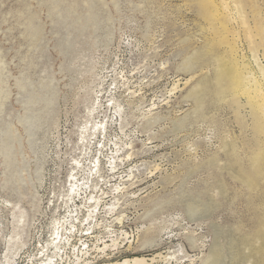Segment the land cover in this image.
Listing matches in <instances>:
<instances>
[{"label": "rangeland", "instance_id": "374dc122", "mask_svg": "<svg viewBox=\"0 0 264 264\" xmlns=\"http://www.w3.org/2000/svg\"><path fill=\"white\" fill-rule=\"evenodd\" d=\"M219 1L0 0V264L83 220L74 175L102 207L57 264H264V118L227 56L264 66V0Z\"/></svg>", "mask_w": 264, "mask_h": 264}, {"label": "bare ground", "instance_id": "6f19581e", "mask_svg": "<svg viewBox=\"0 0 264 264\" xmlns=\"http://www.w3.org/2000/svg\"><path fill=\"white\" fill-rule=\"evenodd\" d=\"M220 1H222V0H220ZM220 3H222V2H220ZM220 7H221V5H220ZM223 8H225V7H223ZM223 16H224V13H223ZM216 17H217V12H216ZM227 56H228V59H230V63H231V71L232 72L230 74L229 80L231 81L230 84L232 86V91H234L233 96L234 97H240V98L244 99L243 101H245V105H247L252 111H256L259 114L258 118H259V116L261 118L262 117L264 118V66L259 64L260 62L258 63L256 61V59L253 60V61H255L254 65H256L255 67L257 69L256 74H254L251 71V69L248 68V65L246 66V64H243L244 62L241 63L240 61H238V58H237L238 56L236 55L235 51H232L231 49H229ZM102 126H103V124L100 123V128ZM93 128H94L93 129L94 132L92 135H94L95 131L100 129L98 126H93ZM88 131L89 130L85 129L83 131V133L84 134L88 133V135L91 136V132H88ZM113 159H115V158H113ZM97 162H98V160L96 161V163ZM76 164H78V163H76ZM90 170L92 172L91 168H90ZM97 173H98V169L95 171V176L97 175ZM74 176H72V177L70 176L71 180L69 181V189H68V196H67L69 198V199L67 198L68 203L72 202L74 204L75 203L74 199L76 196H78V197H80L82 195L86 196L84 199V201H85L84 204H86L85 206H87L86 207L87 210L85 209L86 215L84 218H82L83 220H81L79 222V220L77 218L78 214L75 217V218H77L78 221L72 220L74 214H73V211H69L68 212L69 214L67 215L68 217L66 218V221L64 220V223H62V224L61 223H57V224L55 223L56 226L54 227L52 235H51L52 239L49 241V244L47 243L48 247H50L51 251L48 253L49 250L47 249V251L45 252L46 254L43 255V257H46V258L45 259L43 258L44 260H42L40 262V264H57L56 262L58 261V258L60 260H62V255L60 256V253L62 250L66 249V247L68 246L69 241H70L68 239L70 237H72V235L74 234V233L71 234V230L75 228V222H78L79 226H83L85 221L86 222H88L89 220L93 221V219L100 213V206H101L100 200L97 197H93L94 189L96 188V186L98 184L96 183L95 186L92 187V190L89 192V195H86L87 194V186L89 184L90 178H88L86 180L83 179V180H85V182L81 183V181L76 180V176L75 177ZM91 177L93 178L94 176H91ZM74 206H76V205H74ZM108 208H109L108 212L112 213V211L115 208V205L111 204V207H108ZM104 209L102 208V210H104ZM70 218H71V220H70ZM86 225L90 226L91 223H86ZM63 230L65 232L64 234H63ZM87 230L88 231L91 230V226ZM67 234H68V236H67ZM63 237H64L66 242L63 241ZM110 243H111V245L110 244L109 245H103V248L100 250L103 251V250L110 248V247L114 248L117 245L116 244L117 242L115 240H111ZM44 247L42 248V250L44 249ZM112 248H110V249H112ZM96 249H99V248H96ZM42 252H44V251H42ZM154 259L155 258L145 259V258H137L136 257V258H132L130 260H124L123 262H121L119 264H153Z\"/></svg>", "mask_w": 264, "mask_h": 264}]
</instances>
